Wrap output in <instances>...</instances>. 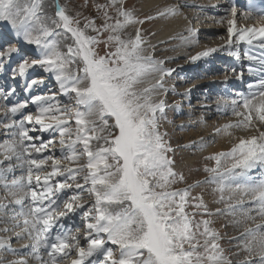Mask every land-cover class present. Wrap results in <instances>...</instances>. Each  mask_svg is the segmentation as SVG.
<instances>
[{
	"label": "snow or ice",
	"instance_id": "1",
	"mask_svg": "<svg viewBox=\"0 0 264 264\" xmlns=\"http://www.w3.org/2000/svg\"><path fill=\"white\" fill-rule=\"evenodd\" d=\"M94 7L99 17L85 16L82 22L80 13L72 15L59 4L53 16L42 0H0V22L7 26L0 31V70L15 54L20 59L13 77H25L38 66L54 76L60 93L76 106L72 111L54 103L55 93L36 95L31 98L35 114L22 111L28 108L25 101L7 107L0 118L6 136L0 140V189L5 193L0 196V251L16 256L20 250L11 247L15 239L31 241L22 248L29 249L27 255L38 264H225L211 221L197 219L211 214L203 196H193L191 185L174 187L184 176L175 171L169 155L173 149L160 131L158 113H163L165 103L153 98L163 87L164 75L173 70L160 67L162 62L143 46L139 27L129 31L144 20L125 6V0H106ZM176 12L175 6H166L156 17ZM225 12L230 13L229 48L253 40L264 47V11L240 17L232 6ZM238 18L255 23L239 27ZM61 36L72 43L62 45L57 39ZM25 43L38 49L35 56L23 53L20 45ZM101 43L106 49L103 55L97 51ZM216 51L208 48L191 59ZM260 65L264 72V59ZM154 73H161L160 79L145 86ZM42 83L33 79L27 87ZM248 87L247 95L231 102L233 115L240 120L216 131L243 128L249 134L237 137L229 151L206 157L215 161L205 171L213 174L209 182L218 184L215 191L221 201L226 181L264 167V76ZM14 92L0 90V99L8 100ZM221 158H231L223 171ZM17 168L20 175L15 174ZM64 190L73 194L61 199L58 193ZM230 191L241 193L235 204L228 205L233 211L243 208L245 196L255 206L235 221L243 226L236 237L246 253L242 264H264V180L236 183ZM70 213L79 214L82 233L80 227L65 228L62 221ZM0 264H29V260L21 252L16 259L0 257Z\"/></svg>",
	"mask_w": 264,
	"mask_h": 264
},
{
	"label": "bare ground",
	"instance_id": "2",
	"mask_svg": "<svg viewBox=\"0 0 264 264\" xmlns=\"http://www.w3.org/2000/svg\"><path fill=\"white\" fill-rule=\"evenodd\" d=\"M144 3H145V4H143L144 6L138 12L139 16L144 15V14H149L153 17H156V13L159 10L164 9L166 6H175L177 8V12L175 15H170V16H165V17H156L154 19L148 20V22H158V23H155L153 31H154V34L156 36L151 39L150 46L160 47L158 52H163L165 54H167V52L170 49H172L173 53L171 54V56L176 55V57H175L176 59H167V58L166 59L165 58H163V59L159 58L158 59V58L154 57V59L156 61L162 62L160 67H162L165 70L173 69L174 67H176L172 71L171 76L174 74V72H179V74H185L189 70V68H192L195 65H197V63H195L191 59V57L196 55L198 52L206 50L208 48H217L218 51L212 53L208 57H204L205 59H207L209 61H213V60L217 59V61L219 63H220V61L222 62L221 63L222 65L225 62H228L229 64H232L234 62V59H233V57L230 56L229 52L233 51L234 49L236 50L235 43L231 46V48H229L226 45L227 28H228L227 19L230 18V13H226L225 9L230 8V7L225 2H222L220 0H175V1L174 0H145ZM193 7L197 8L199 16L197 14H193L194 13L193 10H187L186 9V8H193ZM208 14L210 15V17L212 15H214V17H212V19L209 17L210 19L204 20V17H206L205 15H208ZM238 14L240 17L243 16V13L238 12ZM221 18H223L222 22H221ZM214 21H217V23H215ZM202 22H206L205 25H203V24L200 25V23H202ZM252 24H253L252 20H244L242 18H238V20H237V25L239 27L251 26ZM189 30L194 31L195 35L194 36L190 35ZM222 31H226V34L225 35L221 34ZM183 37H187L188 39H183ZM197 38L199 39L198 42L196 41ZM205 39H206V41H204ZM192 41H194V42L196 41V43H197V44H195L196 49H194L195 46L193 45ZM28 47H29V49L33 48V46H31V45H29ZM26 51H29V50H26ZM168 55L169 54H167L165 57H167ZM14 56H15V54H14ZM18 59H20V57H18ZM163 60H165V63H163ZM174 62H175V65L169 66ZM213 63L215 66L219 65L215 61L212 62L213 67L212 66L209 67L207 75L204 73L203 77H201V76L198 77V73H193V75H194L193 81L192 80L187 81L185 79L178 80L177 83L181 87L180 89H178V92L175 91L173 86H171L170 88L173 90H171V92L168 91V93H167V95L170 93H172V94L179 93L178 94L179 98H184L183 101H185V103H187V104L191 103L190 104L191 106L189 108L190 110L187 109V116L185 115L188 119H184V118L182 119L181 118V120H179V123L177 124V128H176V129H179L183 132L182 133L180 131L183 134V137L184 138L186 137V141H187L186 144L188 145V144H192V143L193 144L194 143H201V145H202V142H203L202 140H205V142H203V144L204 143L205 144L203 145L201 151L199 149L198 153L195 152L197 154L191 155V153L189 154L187 151L183 152L186 160L183 161L182 164L175 163L176 168L181 167V165L184 166V165L193 164L196 160L200 159V157L204 156L205 154L212 155V154H216V153H220V152L229 151L230 148L232 147V145L235 142H237V137L241 136V133L240 134L236 133V135L233 137V136L227 134L225 131L217 132L215 130L217 132V133H215L214 129H215L217 123L215 125H213L212 122L207 121L208 119L207 120L204 119L203 113L206 112V110L204 111L205 108L208 110V112L211 115H214L216 113L217 114L219 113L221 115L222 114L223 115L228 114V110L230 111V114H232L233 108H232L231 102L233 100L240 101V99L242 97V95L240 97L239 96H232L234 91H233V88L231 87V85H234L237 83L235 81V76L238 74H241L242 71L239 70L236 66H233L228 70V72H226L225 74H222V69L221 68L218 69L217 67L214 68ZM200 64H201V62H200ZM37 68L30 69L28 71V74L30 72H33L32 70H36ZM160 74L161 73H154V74L150 75L149 77H147L146 82H145V86H147L148 83H153V81L157 77H159ZM51 77L54 79V77L50 75V78ZM50 78H47V79L50 80ZM187 82H189L188 87L186 86ZM163 84H164V82H163ZM166 89L168 90V88H166V87H162V88L157 89L154 97L162 99L165 95ZM214 89H220V91H222V94H221L222 97L219 94V96H217L218 101H216V102H210V101L208 102V101H205L204 99H203L204 101L200 102L197 100L200 98L198 96L193 97V98H191V96H189V97L185 96L189 91L190 92L191 91L196 92V94H197V93H200V91H202V90H208V92H210ZM248 93H249V89L245 92V94L247 95ZM156 94L160 95V96L158 97ZM167 95H165V96H167ZM220 97L223 99H220ZM13 99H15V98H13ZM16 99H18L17 103L21 102V99H19V98H16ZM11 100H12V98H8V100L2 101L3 105L10 104ZM12 101L14 102V100H12ZM31 105H34V104L30 103L28 108L26 110H22V111H31L33 114H35L36 105H34L35 107H31ZM66 105H68V107H70V109L73 106H75L74 101L71 98L69 99V101L66 102ZM11 106H12V104L7 106V107H11ZM7 107H4L5 110ZM193 107L196 108L194 111L192 110ZM5 110L2 109V106L0 105V116L4 115ZM178 113H179L178 115H180L182 113L186 114V109L184 110V108H183ZM15 118L19 119L20 114H17V116ZM233 120L235 121V119H233ZM227 121H229V120H227ZM236 121L237 122L239 121L238 118ZM229 123H233V121L231 120ZM218 124H219V126L217 128H220V129H223V126L226 125L225 121L223 122V120L220 121ZM73 126L75 127L74 124H73ZM3 130H4V128L2 127V130H0V133H2ZM246 131H249V130H246ZM186 132H188V133H186ZM227 132H228V130H227ZM229 132H231V131H229ZM231 134H232V132H231ZM248 134L246 133V135H248ZM35 135H40V133H35ZM0 137H6V136L4 133H2V135ZM43 137L44 138L49 137L48 133H43ZM57 139H59V138H57ZM206 140H208V141H206ZM57 145L58 146L55 148V152L59 153V144H57ZM195 146L197 147V145H194V148H195ZM59 155H60V153H59ZM0 158H2V157H0ZM252 170L253 171H249L245 176H243L244 177V183L252 182V177H251L252 175H254V181L255 182H259L261 180H264V171L261 168V166H257L256 168H254ZM66 193L69 194V193H73V192H72V190H64L63 192L58 193V195L62 199L65 195H67ZM230 194H231V191H230ZM234 195H235L234 198L238 199V198H240L241 193L237 192V193H234ZM243 198L248 199V197H246V196ZM249 206H250V204H249ZM62 223L64 225L66 223H69V217H66L65 219H63ZM229 229H233L232 225H229ZM13 235H14V233H13ZM14 241H15V239H14ZM29 243H31L30 240H23V241L17 240V241H15V243L12 242L11 247L20 250V252H18L19 254H21V252L27 253V251H26L27 249H23L22 246L25 244H29ZM0 257H2V256L0 255ZM4 258L11 260V259L18 258V256L11 258V259L8 256H5ZM25 258L29 260V264H38V262L35 261L34 259H32L31 257H25ZM71 258H74V257H71Z\"/></svg>",
	"mask_w": 264,
	"mask_h": 264
},
{
	"label": "rangeland",
	"instance_id": "3",
	"mask_svg": "<svg viewBox=\"0 0 264 264\" xmlns=\"http://www.w3.org/2000/svg\"><path fill=\"white\" fill-rule=\"evenodd\" d=\"M42 2L44 4L45 11L49 15L54 16V13L56 10L55 5L59 4L60 6L65 7L68 10V12L72 15H76L77 13H80L81 14V20L83 22V17H85V16H87V17H99V13H97V11L94 7V4L105 3L106 0H42ZM144 2H145V0H125V6L129 9H134V14L136 15V17L141 19V20H144L143 24L136 25L133 28H130L129 31L134 33L135 27H139L142 30V35H143V40H144L143 46L147 49V51L155 58H158V59L159 58L160 59L165 58L166 59L165 56L167 54H169L167 56V58H168L173 53L172 49H170V50L168 49L169 51L167 52V54H165L163 52H158L160 47L150 46L151 39L156 36L154 34L153 30H154L155 23H158V22H148V19H145V18L151 16L149 14H144V15L139 16L138 12L144 6L143 5V4H145ZM186 9L187 10H193L194 13L193 12L192 13L197 14L199 16L197 8L193 7V8H186ZM205 16L206 17H204V20L210 19V18L212 19V17H214V15H212L210 17L209 14L205 15ZM100 22L101 21L99 19H97V24H99ZM214 22L217 23V21H214ZM205 23L206 22H202V23H200V25H202V24L205 25ZM89 34L95 35V33H91V32ZM221 34L225 35L226 31H222ZM106 35L107 34H105V36ZM57 39H59L61 41L62 45L72 43V40L70 38L65 39L63 36L57 37ZM102 39H103V37H102ZM196 41L198 42L199 39L197 38ZM196 41L195 42L192 41L194 46H195V44H197ZM204 41H206V39ZM194 49H196V46L194 47ZM97 51L101 55H103L104 52L106 51L105 45L103 43L98 45ZM172 65H175V62L169 66H172ZM210 65H211V63H209L207 61H203L202 65L200 66V71H199L198 77L199 76L203 77L204 73L206 74V71H207V69H209ZM174 68L172 70H174ZM193 73H194V70L192 68H189V70L185 74H179V72H174L171 79L168 80L167 82H164L163 87L168 88V90L166 89V91L171 92V90H173V89H171L170 87L173 86L175 91L178 92V89L181 88L179 86V84L177 83L178 80H181V79H187V80L189 79L190 80L192 78ZM222 74H225V73H222ZM188 83L189 82H187V84H186L187 87L189 85ZM197 94H196V92H192V91L190 92L189 91L185 96L186 97L191 96V98L198 96L200 98L197 100L200 102L204 101V100L208 101V102L209 101L210 102L218 101L217 96L219 95V92L216 89H214L210 92H208V90H202V91H200V93H197ZM154 96H155V94H154ZM153 98L157 101L163 100L165 103V108H164L163 113H158L160 131H161V133L167 134L165 136V140L168 143H170V145L173 149V152L169 153L170 157L175 161V163L182 164L183 161L186 160L183 152L187 151L189 154L191 153V155L192 154L195 155L198 153L199 149L201 151L203 145L205 144V143L203 144V142H205V140H202L203 141L202 145H201V143H194V144L192 143V144L187 145L186 144L187 143L186 137L184 138L183 134H182L183 132L179 129H176L177 124L179 123V120H181V118L182 119L183 118L188 119L186 117L187 116V109L190 108L191 103H189V104L185 103V101H183L184 98H179L178 94H172V93L168 94L167 96H165L162 99L156 98V97H153ZM220 99H223V98L220 97ZM178 106L182 107V109L184 108V110L186 109V114L182 113V114L178 115L179 114L178 109H177ZM193 108H192V110L194 111L196 108L195 107H193ZM2 109L5 110V108H3V107H2ZM72 110L75 111L76 109H72ZM205 110H206V112H204ZM204 111H203L204 112L203 113L204 119H206V120L208 119L207 121L212 122L213 125H215L217 123L214 131L216 129H218L217 128L219 126L218 123L222 120H223V122L225 121L226 124H229V122L231 120L235 124L237 122L236 121L237 118H238V120H240V118L234 116L233 113L230 114L229 110H228V114H224V115L223 114L221 115L219 113L211 115L206 108L204 109ZM233 119H235V121ZM227 120H229V121H227ZM229 131L232 132L231 136H233V137L236 135V133L237 134L241 133V136H244V135H246V133L247 134L249 133V131H246V129H243V128H231V129H228V132L227 131H225V132L227 134H229V133H231ZM186 133H188V132H186ZM215 133H217V132L215 131ZM0 134L2 135V133H0ZM5 138L6 137H2V140ZM206 141H208V140H206ZM194 145H197V147L195 146V148H194ZM57 146L58 145L56 144L55 148ZM195 152H197V153H195ZM55 154L57 155V157H59V154H57V153H55ZM209 156H211V155L205 154L204 156H201L200 159L196 160L193 164L184 165V166L181 165V167H179V168H176L175 164H174L175 171L178 174L182 173L184 176V181L177 183L176 185H174V187L184 189V188H187L191 185L192 187H191L190 191H191V194L193 196H203L204 203L207 205V209L211 214L203 216V217L198 215L197 219H207V220L211 221L210 227L215 229L216 232L218 233L217 242L219 243L221 249L223 250V254L225 257V264H242L243 260L245 259L246 253H244L242 251V248L240 247L242 242L237 240L236 237H238L240 235V233L242 232L243 226L237 225L235 223V221L241 218L242 211H247L250 208H253L254 206L253 205L249 206V203L247 202L248 199L244 198L246 201H245V204L243 205V208L237 207L235 209V211H233L232 209H230L228 207L229 204H235V201H236V199L234 198L235 197L234 193L231 191V194H230V189H234L233 187H235L236 183L245 184L243 176H237L234 181H226L225 182L226 186H225V191L223 193L224 200L223 201L220 200L221 194L219 192L215 191V189L218 187V184L209 182L210 177L213 174L205 171V167H214L215 166L214 160L206 159V157H209ZM230 164H231V158H221V171H223L224 167H230ZM15 174L16 175L21 174V171L19 170V168L16 169ZM197 184H198V186H197ZM235 193H237V192H235ZM66 194H68V193H66ZM72 194L73 193L66 195V197H64V199H66L68 196H71ZM3 195H5V193L2 189H0V196H3ZM230 195L233 196L232 200L228 199V197ZM27 206H28V204L26 202L25 207H27ZM217 209L220 210L219 213H217V211H216ZM188 210L190 212L194 211V209H192V208H189ZM251 214L253 216H256L255 211H252ZM68 217L70 218V214L68 215ZM71 219H72L71 221H72V224L74 225V228L80 227L81 233H82L83 232L82 221H81L79 214H77V215L72 214ZM256 222L257 223L260 222L259 217H257ZM249 223H251V222H249ZM229 225H232L233 229H229ZM17 231H19V229ZM11 234L13 235V233H10L9 235H11ZM15 241H17V240H15ZM15 241L13 240V243H15ZM0 255L2 257H5V256L16 257V256H19L20 254H17L16 256H14L12 253H10L8 251H0Z\"/></svg>",
	"mask_w": 264,
	"mask_h": 264
}]
</instances>
